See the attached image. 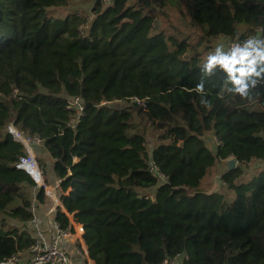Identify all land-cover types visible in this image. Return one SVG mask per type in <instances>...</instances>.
<instances>
[{
	"label": "trees",
	"instance_id": "trees-1",
	"mask_svg": "<svg viewBox=\"0 0 264 264\" xmlns=\"http://www.w3.org/2000/svg\"><path fill=\"white\" fill-rule=\"evenodd\" d=\"M73 1L0 0V259L35 238L34 182L13 166L26 155L7 129L13 123L40 138L34 155L38 147L51 155L49 165L40 161L43 181L69 189L59 199L83 223L94 264H159L177 254L187 255L181 264H264V166L236 180L264 163V62L259 77H244L242 98L232 75L240 78L252 58L243 57L255 52L208 58L220 35L264 34V0H93L89 11L49 13ZM183 2L198 37L173 43L153 23ZM72 95L84 102L75 129L66 127ZM229 157L240 167L227 170ZM213 184L234 198L209 192ZM46 196L40 186L34 198ZM8 219L15 223L4 228ZM54 219L68 227L59 206Z\"/></svg>",
	"mask_w": 264,
	"mask_h": 264
},
{
	"label": "built area",
	"instance_id": "built-area-1",
	"mask_svg": "<svg viewBox=\"0 0 264 264\" xmlns=\"http://www.w3.org/2000/svg\"><path fill=\"white\" fill-rule=\"evenodd\" d=\"M221 39V40H219ZM218 39L217 46L211 47L208 52L209 60H215L217 62L224 61L230 57H235L240 54H244L250 50L264 51V34L261 28L255 30L252 35L245 36L242 38H228L224 35H220ZM14 92L17 90L14 89ZM138 100L137 98H135ZM65 109L67 110V120L66 127L75 129L84 115V102L81 96L72 95L68 96L66 99ZM9 133H11L14 140L20 142L25 150L26 155L20 156L19 159L13 164L16 169L26 172L29 177L33 180L36 186H42L44 193L55 199V192L47 191V187L43 186V171L42 166L37 162L38 172L35 174L26 170L22 165L25 162L31 161L32 166H34L33 158H36L31 145L33 143H40L41 140L38 136L25 135L21 130H19L13 123H9L7 127ZM217 144L219 143L216 139ZM149 171L155 174L158 178L164 179L165 175L159 169V167L151 161L149 163ZM40 181H38V177ZM60 179L56 180L57 186H59ZM225 182L222 181V184ZM34 196L32 197V210L34 203ZM68 218V227L63 228L57 220H53L51 228L45 233L39 228L38 218L32 216L30 222L33 224L34 230V242L31 243L27 249L20 253H14L8 257H3L0 259V264H71V255L69 252L61 246L62 238L70 236L77 241V246L75 247L76 253L78 254L80 264H90L89 253L85 243V235L87 231L82 222L74 219L73 214L65 213ZM46 234L48 236H46ZM182 259H187V255H174L166 256L159 264H181Z\"/></svg>",
	"mask_w": 264,
	"mask_h": 264
},
{
	"label": "rangeland",
	"instance_id": "rangeland-1",
	"mask_svg": "<svg viewBox=\"0 0 264 264\" xmlns=\"http://www.w3.org/2000/svg\"><path fill=\"white\" fill-rule=\"evenodd\" d=\"M92 3H93V0H74L71 7L66 6V7L53 9L52 12L49 11V13L56 15V16H64L67 12L71 11V8L75 9L78 12H82L84 10L89 11ZM166 14H167L166 16L160 15L158 17V19L154 20L153 29L155 31H157L158 29H163L165 34L169 37V39L173 43H176L178 40H180V39H182L188 35L191 36L189 39L192 41L197 39L198 30L193 29L189 23L190 11H189V7H188L186 2H183L180 5V8H177L175 6L166 7ZM218 39L216 41H218ZM219 40H221V39H219ZM202 56H204V58H205L206 54H202ZM116 104H124V102L118 101V102H116ZM150 131H151V129H147V136H150ZM148 142L151 144H158L160 141H158L154 138V139H149ZM35 152H36L35 157L37 158V160L39 162L41 161L42 163H44L46 165H49L52 162L51 155L48 152L44 151L42 147H38V149H35ZM256 163L257 162H255V164ZM39 164H41V163H39ZM253 165H254L253 163H252V165L250 164V167H252ZM259 168H261V167L260 166L255 167L253 169V172L256 173V171ZM251 171L252 170L243 168L241 173L237 174L236 180L246 181L247 179H249L252 176L253 172H251ZM220 177H221V173L217 172L216 177H214V181L216 182L217 179ZM222 181L223 180H221L219 182L220 185L222 184ZM217 187L218 186H215V184H213L211 186V189L209 192H212ZM225 187H227V185L226 186H224V185L219 186L217 189L222 196H226L228 200H232L234 198L236 191H234L233 189H228V188L226 189ZM51 191H53V190H51ZM10 221H13V220L8 219L7 222H10Z\"/></svg>",
	"mask_w": 264,
	"mask_h": 264
},
{
	"label": "crops",
	"instance_id": "crops-1",
	"mask_svg": "<svg viewBox=\"0 0 264 264\" xmlns=\"http://www.w3.org/2000/svg\"><path fill=\"white\" fill-rule=\"evenodd\" d=\"M250 164L252 165V162ZM253 164H254L253 167L249 169V170H252L251 172H253V169L255 167L264 166V163H262V162H257L256 164L255 163H253ZM238 166L240 167V165L238 164V161L236 160L234 168L238 167ZM218 173H220V172H218ZM254 173L255 172H253L252 175ZM55 184H56V180H55ZM43 186L47 187L46 188L47 191H50V189H51V190H53V192H55V194H56L55 199L46 196L47 199L43 203L36 202V199H34V206H33L32 213L34 216H36L38 218L39 228L42 229L45 233H47L48 229L51 228L52 221L54 220V209L56 206H59V208L61 209L62 212L69 214L66 211V209L64 208V206L62 205L61 200L59 199V195H67L69 192V189H67L66 191H63L59 186L55 185L54 187H52L51 185L45 184L44 181H43ZM31 190H32V197H33V196H35V193L38 190V186H36V184L34 183ZM13 223H15V221L7 222V224L4 226V228H7L9 225H12ZM67 230L70 231V228L68 227ZM46 236H48V235L46 234ZM61 246L64 249H66L69 252V254L71 255V259H72L71 264H80L78 254L76 253V250H75V247L77 246V241L75 239H73L70 236H66V237L62 238ZM90 264H94V260H92L91 258H90Z\"/></svg>",
	"mask_w": 264,
	"mask_h": 264
},
{
	"label": "clouds",
	"instance_id": "clouds-1",
	"mask_svg": "<svg viewBox=\"0 0 264 264\" xmlns=\"http://www.w3.org/2000/svg\"><path fill=\"white\" fill-rule=\"evenodd\" d=\"M251 56V60H248V57ZM243 59L248 60V64L245 70H243L240 73V78H237L235 75H232V81L235 85L234 92L238 95H240L242 98H247L249 96V83L245 82L244 77L249 76H260V73L256 71V64L259 60L260 62H264V51H255V55H253L251 52H248L245 54ZM210 66V65H209ZM206 66V67H209ZM256 81H251V86L255 87ZM198 89L202 90L203 85H198ZM37 159V158H36Z\"/></svg>",
	"mask_w": 264,
	"mask_h": 264
},
{
	"label": "bare ground",
	"instance_id": "bare-ground-1",
	"mask_svg": "<svg viewBox=\"0 0 264 264\" xmlns=\"http://www.w3.org/2000/svg\"><path fill=\"white\" fill-rule=\"evenodd\" d=\"M33 161H34V166H32L31 161L25 162L23 165L26 166L27 168H29L35 174V172L39 171L38 170L39 168H38L37 161L35 158H33ZM38 181H40L39 177H38ZM40 183H41V181H40Z\"/></svg>",
	"mask_w": 264,
	"mask_h": 264
},
{
	"label": "water",
	"instance_id": "water-1",
	"mask_svg": "<svg viewBox=\"0 0 264 264\" xmlns=\"http://www.w3.org/2000/svg\"><path fill=\"white\" fill-rule=\"evenodd\" d=\"M235 162H236V159L234 157L228 158L225 163L227 170L234 168Z\"/></svg>",
	"mask_w": 264,
	"mask_h": 264
}]
</instances>
